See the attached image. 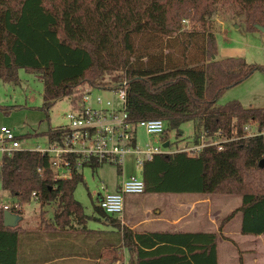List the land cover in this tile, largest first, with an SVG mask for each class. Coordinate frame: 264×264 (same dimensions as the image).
<instances>
[{"label":"trees","instance_id":"trees-1","mask_svg":"<svg viewBox=\"0 0 264 264\" xmlns=\"http://www.w3.org/2000/svg\"><path fill=\"white\" fill-rule=\"evenodd\" d=\"M218 4L242 17L247 30L264 26V0H0V80L17 84L18 69L40 77L46 117L55 101L75 102L82 84L117 88L124 81L133 122L163 119L167 137L191 121L194 144L203 135L227 139L221 149L153 155L142 166L143 193L241 195L224 221L239 212L242 234L264 235V135L247 137L243 130L247 124L264 130V107L217 104L227 89L264 72V64L212 59L217 44L209 21ZM44 134L56 136L53 127ZM81 181L78 173L53 181L48 158L34 150H14L0 160L3 191L22 205L32 193L43 207L54 203L52 218L61 226L71 216L87 217L73 196ZM110 222L118 239L107 246L105 264L121 259L122 249L130 264H217L214 232H135L116 218ZM16 241L0 210V264L14 257Z\"/></svg>","mask_w":264,"mask_h":264},{"label":"rangeland","instance_id":"rangeland-1","mask_svg":"<svg viewBox=\"0 0 264 264\" xmlns=\"http://www.w3.org/2000/svg\"><path fill=\"white\" fill-rule=\"evenodd\" d=\"M221 5H217L216 12L209 21L217 44V54L214 59L243 57L248 63L264 64V33L259 30H247L242 17L235 16L231 9H227L225 6L222 8ZM186 20L183 24L187 27L191 26L190 19ZM17 75V84L0 80V126L4 125L10 128L20 141L22 148L33 149L37 146L44 148L47 145V136L44 133L51 127L67 123L66 115L71 109V98L63 97L55 101L48 111L47 118L46 113L40 109L43 102V81L41 78L24 69H18ZM111 78L112 75L105 77L107 80ZM88 87L90 86L85 83L79 89L84 90ZM106 87L93 88L90 95L94 98L101 96L118 104L117 96L114 93L103 90ZM231 100L239 101L245 108L264 107V72L257 70L240 84L227 89L219 97L217 104L223 105ZM167 134V137L164 138L170 141L172 149L192 146L194 140L193 122L183 123L180 126L179 135L176 130H168ZM136 142L141 147L147 142L159 145L161 138L147 135L142 127H137ZM2 155L3 153L0 152V160ZM134 157L132 153L125 155L124 166L122 172L119 173L118 168L111 164H103L95 169L84 167L80 170L82 181L75 187L73 196L81 203L85 212L92 213L94 207L97 206L98 197L104 193L112 192L116 183L121 181L122 176L134 175L142 179L141 169L136 165ZM1 192L6 200H11V197L3 191L0 185ZM168 195L172 196L173 193L126 195L127 209L124 210L121 217H114L120 225H123L122 221L128 214L135 223L145 222L148 212L155 218L161 215L166 218L167 216L174 217L176 209H181L182 222L192 224L189 226L192 229H213L215 224L217 225L219 264H238V255L242 253L245 254L242 259L243 264H264V235L250 237L240 234L241 216L239 212L224 221L239 205L241 195L216 193L209 197H203L202 200L182 203L176 208L169 202V199L174 197ZM228 196L229 200L226 199ZM54 206L55 204L51 203L49 207L44 206L45 209L41 211L38 202L30 200L29 203L23 205L22 212L23 215L40 220L49 218ZM174 218L176 219V217ZM109 224L108 219L107 225ZM111 264L130 263L128 257L126 260L125 257H122Z\"/></svg>","mask_w":264,"mask_h":264},{"label":"built area","instance_id":"built-area-1","mask_svg":"<svg viewBox=\"0 0 264 264\" xmlns=\"http://www.w3.org/2000/svg\"><path fill=\"white\" fill-rule=\"evenodd\" d=\"M186 21V20H185ZM183 21V22H185ZM126 82H122L117 88L109 85L103 90H108L117 96L118 104L113 100L104 99L101 96L92 97L90 91L95 87L80 89V96L75 102H71V109L66 115L67 123L53 127L56 136L47 138V145L33 149L40 155L48 158L50 178L69 179L73 174H79L84 167L91 169L103 164H111L122 171L125 155L134 154L136 165L142 170L145 161L155 154H170L174 152H197L207 145H221L227 139H214L207 141L204 135L198 144L179 149H172L169 140L163 139L167 124L163 119H141L133 122L126 108ZM142 127L147 135L161 138L159 145L150 142L143 147L136 143V129ZM245 136L264 135V130L258 131L252 125L243 127ZM163 136V137H162ZM168 145L164 147V143ZM24 149L13 131L7 126H0V152L10 153L14 150ZM144 183L141 178L134 175L121 180L115 191L101 195L97 200L98 207L108 217L122 215L124 211L125 197L130 194H142ZM32 200L36 199L32 193ZM23 205L16 200H6L0 193V210L17 213ZM118 262V261H117Z\"/></svg>","mask_w":264,"mask_h":264},{"label":"crops","instance_id":"crops-1","mask_svg":"<svg viewBox=\"0 0 264 264\" xmlns=\"http://www.w3.org/2000/svg\"><path fill=\"white\" fill-rule=\"evenodd\" d=\"M117 171L122 172L120 169H117ZM123 178L125 177L122 176ZM120 182L116 183L112 191H115ZM168 196L174 197L170 198L169 202L171 206L176 208L182 203L202 200L203 197H209L211 194L179 193ZM228 198L229 196L226 197V199ZM38 204L40 210L43 211L45 208L39 202ZM240 204L241 200L236 208ZM127 205L128 202L126 203L125 198L124 210L127 209ZM49 206L46 205V207ZM96 207H94L92 213L85 212L83 207L84 214L87 217L84 220L78 221L75 217L71 216L65 226H61V223L53 220L54 208L49 218H41L40 220L23 215L24 213L22 212L20 214L21 219L14 227L17 233L16 253L5 264H105L107 260V246L113 244L118 239V236L112 223L110 222L107 225V220L109 219L110 221V218L113 217L106 216L98 205ZM182 211L185 212L186 210ZM174 217L167 216L164 218L161 215L155 218L148 212L145 222L134 223L128 214L126 219H123L122 224L135 232H219L216 224L213 229L190 228L189 226H192V224L184 223L182 222V218H180L181 209H176ZM161 218H164V220H161ZM240 234L242 233L240 232ZM261 235L246 234V236L250 237H260ZM121 251L122 257H125V260L126 257L129 258L126 249H122ZM244 255V253L240 255L242 259ZM217 264H219V242H217Z\"/></svg>","mask_w":264,"mask_h":264},{"label":"water","instance_id":"water-1","mask_svg":"<svg viewBox=\"0 0 264 264\" xmlns=\"http://www.w3.org/2000/svg\"><path fill=\"white\" fill-rule=\"evenodd\" d=\"M255 27L257 30L264 33V26L255 25ZM213 58L214 56H212V59ZM163 145L164 147H166L168 145V142H165ZM263 165H264V159L261 160V162L259 163V167H263ZM20 219H21V216L19 214L12 213L9 211L3 212V223L5 227L14 228Z\"/></svg>","mask_w":264,"mask_h":264}]
</instances>
